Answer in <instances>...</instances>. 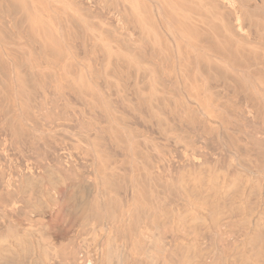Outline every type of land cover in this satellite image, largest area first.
<instances>
[{
	"label": "bare ground",
	"instance_id": "6f19581e",
	"mask_svg": "<svg viewBox=\"0 0 264 264\" xmlns=\"http://www.w3.org/2000/svg\"><path fill=\"white\" fill-rule=\"evenodd\" d=\"M22 1L33 4V15L27 11L31 13V34L11 19L10 14H5L12 42L20 52L26 48L22 51L27 55L39 52L37 40L33 39H40L47 29L46 34L51 33L61 40H58L60 44L66 45L67 59L76 60L81 73L85 68L87 76L83 77L94 83L95 91L91 90L96 99L87 98L81 89L78 66H72L73 70L65 61L66 64H56L41 57L34 66L40 61L38 69L46 70L44 80L37 85L38 78L30 77L36 80L30 81L37 85L33 83V88L25 82L27 88L19 85L13 80L14 73L12 76L10 73L12 79L8 76L12 84L7 79L10 87L4 92L10 94L7 96L14 108L13 117L21 129L18 125H13L18 132L12 128L11 114L6 115L10 121L1 119L0 111V264H264L263 187L257 175L239 168L243 165L254 170L264 167V0H257V71L250 66H247L250 69L235 67L217 81H214L217 76L214 78L213 73V79L208 72L215 70L210 65L209 69L205 68L208 71L199 66L200 69L192 68L187 73L182 68L177 49L183 48L179 44L184 40L177 24L189 21L190 16L200 22L196 14L191 15L194 12L188 11L190 16L182 12L183 2L190 1L192 5L195 2L199 5L195 8H202V12L197 10L198 14L202 15L205 8L222 23L223 19L227 22L230 19L222 14L220 7L228 6L238 21L243 9L250 5L242 0H220L221 6L219 0H169L173 1L175 11L169 8L168 11L167 3L164 6L168 0H153L157 11L163 5V12L157 15L167 16L168 23L161 25L163 39L155 37L149 43L137 37L134 30L130 34L137 55L160 68L142 71L140 66V70V67L133 70L134 56L124 51L125 62L122 66L118 64L122 68L112 66L114 71L107 69L108 73L104 72V62L107 60L109 64L112 54L120 52L114 51V44H118L114 43L113 48L100 27L101 32H92L88 42L86 33L78 32L82 34L80 39L86 41L85 51L81 52L73 24L72 27L71 23L67 24V17L59 9L65 8L64 13L66 8L75 11L86 3L105 6L117 0H107V3L105 0H41L44 3L39 0L44 4L42 7L34 5L37 0ZM2 3L0 0V13ZM224 6L222 10L228 15L229 9ZM151 13L155 14L150 12V17ZM179 13L182 16L184 13V17ZM116 19L114 23L120 22ZM122 22L120 27L129 28L125 26L127 22ZM231 24L236 26L234 22ZM108 25L111 24L108 22ZM228 25L230 22L226 29ZM41 29L45 30L43 34ZM76 29L79 28L76 26ZM240 29H243L241 25L236 30L240 32ZM228 30L221 32L228 35V42L243 50L251 48L252 31H248L251 36L248 38L247 30L242 31L245 35ZM163 40L170 43L171 51H164ZM198 42L197 45L188 43V50L192 56L204 57L208 49L199 47ZM248 50L252 55V49ZM84 52L87 55L81 54ZM105 52L107 59H104ZM199 57V61L205 58L201 62L206 64L213 56L209 60L206 56ZM217 57L212 60L216 61ZM223 59L219 61L228 68L231 63ZM203 62L200 65H205ZM220 68L225 69L221 65ZM217 69L215 75L219 73V65ZM33 71L31 76L38 77L39 71ZM217 144L235 152L238 163L228 155L230 158L226 156L228 160H223V166L219 165L224 155L212 154L213 150L218 152ZM45 181L49 187H45ZM22 214L29 224L24 231L18 221ZM34 221L41 224L38 237L33 233ZM165 234H169L168 239Z\"/></svg>",
	"mask_w": 264,
	"mask_h": 264
},
{
	"label": "rangeland",
	"instance_id": "374dc122",
	"mask_svg": "<svg viewBox=\"0 0 264 264\" xmlns=\"http://www.w3.org/2000/svg\"><path fill=\"white\" fill-rule=\"evenodd\" d=\"M17 2H15V0L14 1H9V0H3V10L1 11V13H3V11H4V13L3 14H1L0 13V107H1V112H2V116H1V119L3 118H5L6 120H8V121H10V118H8V116L9 117H13L14 116V108H13V105H12V103L10 102V94H9V92H7L9 95V97L7 96V93H5L6 91H5V88H9L10 87V84H9V86H8V80L7 79H9V83H11L12 84V82L10 81V78L12 79V77H10V73H11V76L13 75L12 73H14L15 74V76L13 75V80H16L17 81V83L19 84V85H21V86H23V87H25V88H27V86H28V84L27 83H29V86L28 87H30V88H33V87H31V86H33L32 84L34 83V82H36V80H37V85L38 84H40V83H42V80H44V76H43V73H45L46 72V70L45 69H43V68H41V69H38V66H39V63H40V61H39V63H38V66H34V64H36L37 63V61L38 60H41V57H43L42 58V60L44 61V58L45 59H47L48 60V62H49V59H50V62L51 63H59V64H66L67 62L68 63H70V64H66V65H69L71 68H72V66H73V68H74V66H78L77 65V62H76V60H72L71 58L69 59H67V57H66V54H67V52H66V50L67 49H65V44H63V43H61L60 44V42H61V40L60 39H58V37H55V36H53L51 33H48V34H46L47 33V29H45L46 30V32H45V30H42L41 32H42V34H43V31L45 32V34H43L42 36H40L41 38L40 39H33V40H37L36 42L38 43L37 45V48H38V51L40 52H28V55H27V52H25V51H22V50H25V49H21V52H20V49L16 46V44H15V42L13 43L12 41H13V39H12V34L10 33L11 32V30H10V28L8 29V22L6 21V15H8V14H10V15H8L11 19H13L14 21H16L19 25L21 24L22 25V28L23 29H25L27 32H29L30 34H31V32H30V27H31V13H32V15H33V4H31L30 2L28 3V2H23L22 0H20L21 2H19L18 0H16ZM41 1V0H40ZM39 0H37V2H35V4L34 5H36V7H38L39 5L42 7L44 4H42V3H44V1H41L40 2ZM107 0H105L104 2H106ZM112 1H114V0H112ZM119 1V4H117V6H116V3ZM122 1H124V0H117V1H115V3H112V2H110L109 4L107 3V2H109V1H107L106 3V7L105 6H94V5H92V4H89L88 3V5H87V3L86 4H84V6L82 5L81 7H79L80 9H76L75 11L73 10V9H70V10H68V8H66V10L64 11V13H63V10L65 9V8H63V10L60 8L59 10H60V14L61 15H63V16H66V17H64V18H66V20L68 19V21H66L67 22V24L69 25L70 23V25H71V27H72V24H73V31L76 33L77 32V41H78V44L80 45V47H81V52H83V51H85V46L83 47V43H85L86 41L88 42V38L91 36V33L92 32H98V33H100L101 32V29H99L100 27L101 28H103L102 30H104V31H102L101 33H103V35L105 36L106 35V37H107V39L112 43V47H113V44L114 43H116V44H118V45H115L114 44V51L115 52H117L116 51V49L117 50H120V52L118 51L117 53L118 54H112V60H110V62L112 61V63L110 64V62H109V64H107V60H106V62H104V63H106V65H103V64H101V65H103L104 66V72H106L107 71V69H109L108 71H110V69H113V67L112 66H114V69H118V68H122V67H120L118 64H121V66H122V63H124L125 62V59H124V54H125V52H128L129 54H132L133 56H134V60H133V62H132V64H131V68L133 69V70H137L140 66L142 67V69H141V67L139 68V70L141 69L142 71L143 70H145L146 69V71H156L157 69H159L160 68V66L159 65H157V64H155V63H153L152 61H146L145 59H143L142 57H139L138 55H137V53H136V51H135V45L133 44V39H132V36H131V32L133 31L134 33H135V35L137 36V37H139V38H141V39H144L145 41L146 40H148L147 42H149V43H151L153 40H154V38L155 37H159V38H161V39H163V37H162V35L164 34V30L162 29V26H163V24L166 22V23H168L167 22V16L165 17V15H164V13L163 14H161V16H162V18L159 16V15H157V13H159L160 11H162L163 10V5L161 6L162 7V9L161 10H158L157 11V3L155 2V1H153V0H147V1H145V0H140V1H137L136 0V2H133L132 0H125L124 2H122ZM165 1V0H164ZM216 1H218V0H216ZM220 1V0H219ZM244 3H246V4H250L249 6H247L246 8H244L243 9V11L241 12V17H240V19H242V23H244L245 25L243 26V24L242 23H239L240 22V19L237 21V18L235 17V13L234 12H231L232 10L228 7V6H224L226 9H229L228 10V12L229 13H231V14H229L228 13V15H227V11H225V12H223V6L222 7H220V9L219 10H221V12H222V14H224V15H226L225 17H227L228 19H230L228 22H227V20H224L223 19V21H222V23H221V20L219 21L218 19H216L213 15H212V13H208V11L205 9V8H203V13H202V15H200L201 14V12H202V8H195L196 6H197V4L195 5V2H194V5H192L193 3H191L190 1H187V2H189L188 4H187V2L186 1H184L183 2V8H182V12H185V13H187L188 11H191V12H194V13H192L191 15H193L194 16V14H196L195 16H196V18L198 19V20H200V22H197V20H195V17H194V19L192 20V16H190L189 14H190V12L189 13H187V15H189L190 17H189V21H187L188 23H187V26H184L183 24L185 23V25H186V21L184 20V22H181L180 24H177V23H175L176 22V20H174V22L173 23H175V24H177L178 25V27H179V34H181V37H182V39L184 40V42L182 43V45L180 46V44H179V47H183V48H178L177 49V51H178V54H179V59H180V63H182V68L188 73L189 71L190 72H192L193 70L195 71L196 69H205V68H207V69H209L208 68V66L209 67H211L212 66V68H214L215 70H214V72H213V69L211 70V69H209V71L207 70V69H205L206 71H208L210 74H211V76L213 75V73H214V78H213V76H212V78L214 79V81L217 79V80H219V78L220 77H222L223 75H226L228 72V69H229V71L232 69V68H240V67H242V69H244V68H246V69H250L251 68V70L252 69H255V71H257L256 70V68L255 67H257V37H256V33H257V28L255 29V27L257 26V0H242ZM14 2V3H13ZM18 2L20 3V4H18ZM127 2L129 3V4H127ZM130 2H132V4L130 3ZM168 2H169V4H168ZM171 2V3H170ZM221 2V1H220ZM219 2V3H220ZM4 3H7V4H4ZM22 3V4H21ZM37 3V4H36ZM40 3V4H39ZM153 3V4H152ZM167 3V5H166V7H167V10H168V8H169V10H173V11H175V5H173V1H165V3H164V6H165V4ZM262 3V2H261ZM25 4H27L26 6H24ZM29 4H30V6H29ZM105 3H103V5H104ZM110 4H112V5H110ZM146 4H150L149 6H150V8H149V6H147ZM163 4V3H162ZM185 4H187V5H192V7H194L193 9L191 8V6H189V7H187ZM223 3L221 2V4H220V6L222 5ZM4 5H6V6H4ZM23 7H22V6ZM38 5V6H37ZM87 5V6H86ZM119 5V6H118ZM123 5V6H122ZM125 5H127L128 7H130V8H125L124 6ZM147 6V7H145V6ZM173 5V6H172ZM87 8H86V7ZM120 6H122V7H120ZM153 6V7H152ZM252 6V7H251ZM124 7V8H123ZM134 7V8H133ZM165 7V8H166ZM197 7H199V5L197 6ZM26 8V9H25ZM86 8V9H85ZM135 8H137V9H135ZM140 8H142V10H140ZM148 8H149V10H151L150 12H155V14L154 15H156L155 17H157L156 19H155V17H154V15L151 13V17H150V12H148ZM5 9V10H4ZM84 9V10H83ZM104 9V10H103ZM126 11H125V10ZM132 11H131V10ZM134 9H135V11H134ZM198 9H200L201 10V12H200V10H199V14H198ZM8 10V11H7ZM62 10V11H61ZM89 10V11H88ZM128 10H130V12L131 13H133V14H131L130 12H128ZM139 10H140V12H139ZM153 10V11H152ZM154 10H156V11H154ZM168 10V11H169ZM185 10H187V11H185ZM31 12V13H28V12ZM66 11H71V13H73V15H69V14H71V13H69L68 14V12H66ZM75 13H74V12ZM84 12V13H82V14H80L81 12ZM91 11H94V13L93 12H91ZM96 11V12H95ZM114 11V12H113ZM125 13H124V12ZM195 11H197V12H195ZM9 12V13H8ZM66 12V13H65ZM99 12V13H98ZM117 12H119V13H117ZM128 12V13H127ZM137 12H139L138 14H137ZM143 14H142V13ZM145 12V13H144ZM163 12V11H162ZM204 12H207V14L206 13H204ZM244 12H246V13H244ZM96 13V14H95ZM98 13V14H97ZM124 13V14H123ZM161 13V12H160ZM6 14V15H5ZM68 14V15H67ZM77 14H79L80 15V17L77 15ZM103 16H101V15ZM117 14H119L117 17H116V15ZM121 14H122V16H121ZM136 16H135V15ZM149 16H148V15ZM209 14V16H207ZM139 15V17H137ZM141 15V16H140ZM144 15V16H143ZM179 15H181L182 16V13H179ZM200 15V16H199ZM231 15H233L232 17H230ZM244 15V16H243ZM247 15V16H246ZM78 18H77V17ZM101 16V17H100ZM104 16L105 17H107V18H110V19H107V20H109V21H107V20H105V18H104ZM116 18H118L119 20H120V22L121 21H124V22H122L123 24L125 23V22H127L126 24H125V26H129V28H127V30H125L126 28H122V27H120V26H122V24H119L120 22L119 21H116L115 23H114V21H115V17ZM146 16V17H145ZM161 18L160 20H159V17ZM229 16V17H228ZM242 16L244 17V18H242ZM13 17V18H12ZM111 17H113V18H115V19H112ZM133 18V19H131V18ZM145 17V18H144ZM149 17H150V19H149ZM152 17L154 18V21H153V19H152ZM182 17H184V13H183V16ZM208 17H210V18H212L213 20L211 21V19L209 18L208 19ZM224 17V18H225ZM234 17V18H233ZM15 18V19H14ZM104 18V19H103ZM121 18L123 19V20H121ZM138 18V19H137ZM143 18V19H142ZM201 18V19H200ZM202 18H203V20H205L206 18V20L207 21H202ZM205 18V19H204ZM226 18V19H227ZM111 19H112V21H111ZM118 19H116V20H118ZM134 20V22L133 21H131V20ZM142 19V20H141ZM215 19V20H214ZM235 19H236V21H235ZM19 20V21H18ZM105 20V21H104ZM155 20H158L157 22L155 21ZM183 20V19H182ZM234 20V21H233ZM102 21H104V22H102ZM138 21V22H137ZM159 21H161L160 22V24H159ZM181 20H179V22H180ZM196 21V22H195ZM219 22V23H217L218 25H216V23L215 22ZM22 22H23V24H24V26H23V24H22ZM106 22H107V24H106ZM108 22H109V24H111V25H108ZM131 22V23H130ZM140 22V23H139ZM152 22V23H151ZM156 22V23H155ZM178 22V23H179ZM204 22V23H203ZM230 22V26H232L233 24H231V23H235V27H234V25H233V27L235 28H230V26H229V30L228 29H226L227 28V24ZM116 23H118V24H116ZM199 23V24H198ZM221 23V24H220ZM224 23H225V25H224ZM227 23V24H226ZM133 24V25H132ZM141 24V25H140ZM160 25V28H158V26ZM170 24H172V22L170 23ZM198 24V25H197ZM215 24V25H214ZM237 24H238V26H237ZM254 24V25H253ZM79 28V29H76V26ZM79 25V26H78ZM91 25V26H90ZM115 25V26H114ZM119 25V26H118ZM148 25V26H147ZM155 25H157V26H155ZM162 25V26H161ZM180 25V26H179ZM182 25V26H181ZM190 25V26H189ZM197 25V26H196ZM219 25H220V27H219ZM239 25H241L242 27H243V29L241 30L240 29V32L238 31L239 30ZM75 26V27H74ZM94 26H96V27H94ZM106 28H105V27ZM112 26V27H111ZM114 26V27H113ZM117 26V27H116ZM150 26V27H149ZM189 26V27H188ZM247 26H249L248 27V29H246L247 28ZM251 26H252V28H251ZM70 27V26H69ZM82 27V28H81ZM222 27V28H221ZM224 27H225V29H224ZM75 28V29H74ZM97 28V29H96ZM116 28V29H115ZM144 28V29H143ZM149 28V29H148ZM154 28V29H153ZM238 28V30H236ZM50 29V28H49ZM128 29L130 30V31H128ZM151 29H152V32H151ZM156 29V30H155ZM222 29H224L225 30V32L227 33V30L228 31H231L232 33H235L236 31H237V33H241V35H245V33L247 34V36L246 37H248V38H250L251 36H248V34L251 32L253 35V38H254V36H255V38L253 39L252 38V40L251 39H249V44H250V46H251V48H247V50H243L242 48L240 49V48H238L236 45H233L232 43H230V42H228V35H226V34H224L225 32H224V30L223 31H221V32H224V33H221L220 32V30H222ZM231 29V30H230ZM251 29V30H250ZM10 30V31H9ZM76 30V31H75ZM78 30V31H77ZM81 30V31H80ZM155 32H154V31ZM163 32H162V31ZM234 30H236V31H234ZM247 30V32H245V33H242V31L244 32V31H246ZM85 31V32H84ZM86 31H88L89 32V35L87 34V32ZM120 31H121V34H120ZM137 31V32H136ZM248 31H250V32H248ZM41 32H40V34H41ZM50 32V31H49ZM78 32H80V33H82L83 35L85 34V36H86V41L85 42H83L84 41V39L85 38H83V40H82V38L80 39V37L82 36V34L79 36L78 35ZM84 32V33H83ZM157 32V33H156ZM255 34H254V33ZM118 33L120 34V35H118ZM140 33V34H139ZM152 34V35H150V34ZM155 33H156V35H155ZM159 33V35H157ZM51 34V35H50ZM126 34H128V36L126 35ZM139 34V35H138ZM146 34V35H145ZM220 34H223L224 36L226 35V39L224 38V36L223 35H220ZM48 35V36H47ZM50 35V36H49ZM85 36H83V37H85ZM144 36V37H143ZM161 36V37H160ZM184 36V37H183ZM31 37V36H30ZM42 37L44 38V40L42 39ZM47 37V38H46ZM184 38H186V39H184ZM131 41H130V40ZM153 39V40H152ZM58 40H60V42H58ZM195 43H194V42ZM200 43H199V42ZM224 41V42H223ZM126 42V43H125ZM129 42H130V44H129ZM163 43H162V45H163V48H164V51H171V49H172V47H171V45H170V43L167 41V42H165L164 40L162 41ZM199 43L198 45H199V47H201V48H204L205 50H207V54L205 55L206 57H212V59H214L215 60V57L216 56H220V57H222V58H216V61H213L212 59H211V62H212V64H210L209 63V59H210V57L209 58H206L207 60H209V61H207V63H208V65H206L205 64V62H203V64H205L206 65V67H204L205 65H200V64H202V62H201V60H205V56L203 57V55H202V57L204 58V59H201L202 57H199V56H192L191 54V52H190V50H188V43H190V44H195V45H197L196 43ZM227 44H226V43ZM88 43H86V45H87ZM168 44H169V48H168ZM183 44H185V47H184V45ZM226 44V45H225ZM202 45V46H201ZM83 47V48H82ZM39 48H40V50H39ZM166 48V49H165ZM207 48V49H206ZM220 49V50H219ZM241 51H240V50ZM248 49H252L251 50V52H252V55H251V53H250V50H248ZM18 50H19V52L20 53H18ZM32 50H34V49H32ZM83 50V51H82ZM128 50V51H127ZM183 50H187V51H183ZM217 50H218V52H217ZM17 51V52H16ZM27 51V50H26ZM35 51V50H34ZM125 51V52H124ZM132 51V52H131ZM183 51V52H182ZM256 51V52H255ZM66 52V53H65ZM87 52V51H86ZM131 52V53H130ZM208 52L209 53H212V55L211 54H209L208 55ZM256 54H254V53ZM16 53H18V54H16ZM26 53V54H25ZM188 53V54H187ZM250 54V56H249V54ZM10 54H12V56L11 57H13L12 59H11V57H10ZM13 54L16 56V59L14 58V56H13ZM81 54H85V52L84 53H81ZM105 56H104V59H107L106 58V56L108 57V55H107V53L105 52ZM199 54H201V53H199ZM214 54V55H213ZM83 55L82 56H80L79 55V58H82L83 57ZM85 55H87V53L85 54ZM84 55V56H85ZM120 55V56H119ZM186 55H187V57H186ZM194 58H196V59H193L191 56ZM221 55H223V56H227V58H228V60H231V65L232 66H234V67H231V65L229 64V62L227 61V60H225L226 58L225 57H223V56H221ZM68 56V55H67ZM138 56V57H137ZM181 56V57H180ZM193 59H191L190 57ZM201 56V55H200ZM30 57V58H29ZM199 57V59H201L200 61L197 59ZM40 58V59H39ZM84 58V57H83ZM82 58V59H83ZM184 58V59H183ZM188 58V59H187ZM223 58H225V59H223ZM230 58V59H229ZM256 58V59H255ZM111 59V58H110ZM117 59V60H116ZM181 59H183V60H181ZM185 59H187V60H189L188 62H187V60L185 61ZM220 59H223V60H225L226 61V63L227 64H229L227 67L228 68H226V65H224L223 63H221L219 60ZM252 59H254V60H252ZM15 60V61H14ZM30 60H32V61H30ZM46 60V61H47ZM56 60V61H55ZM68 60V61H67ZM70 60L71 61H73V62H75L74 64H73V62H72V64H71V62H70ZM122 62H121V61ZM123 60H124V62H123ZM251 60V61H250ZM31 63H30V62ZM53 61V62H52ZM66 63H65V62ZM87 61L88 60H86V61H84V62H86L87 63ZM105 61V60H104ZM119 61V62H118ZM218 61H219V63H218ZM250 61V64H248V62ZM255 61V62H254ZM32 62H34V63H32ZM115 62V63H114ZM121 62V63H120ZM137 62H141L142 64L140 65L139 63H137ZM185 62H186V66H185ZM197 62H200V63H197L198 65H196V63ZM213 62H215V63H213ZM232 62H234V64L232 63ZM251 62H254L255 64H253V63H251ZM133 63L135 64V67L136 68H134V65H133ZM216 63H218V65H219V73H221V74H219L218 72H217V74L218 75H215V71H216V69L218 68V65H216ZM238 63H240V64H238ZM31 64H32V66H31ZM115 64V65H114ZM116 64L118 65V66H116ZM192 64V65H191ZM193 64H194V66H193ZM247 64V65H246ZM251 64H253L252 65V67H251ZM37 65V64H36ZM132 65H133V67H132ZM146 65V66H145ZM189 65H190V67H189ZM195 65H196V67H195ZM214 65H216V66H214ZM220 65H221V67L222 68H225L224 70L222 69L221 70V68H220ZM223 65H224V67H223ZM238 65H240V66H238ZM255 65V66H254ZM33 66L34 67H36V68H33ZM144 66H145V68H144ZM199 66H201L200 68H198ZM214 66V67H213ZM230 66V67H229ZM247 66H250V68H247ZM81 67V66H80ZM79 66L77 67V69L79 68V70L81 69ZM110 67V68H109ZM112 67V68H111ZM115 67H117V68H115ZM124 67V66H123ZM138 67V68H137ZM148 68V70H147V68ZM155 67V68H154ZM194 67H195V69H194ZM203 67V68H202ZM217 67V68H216ZM67 68H69V67H67ZM72 68V69H73ZM76 68V67H75ZM100 68L102 69V67L100 66ZM192 68H193V70H192ZM30 69V70H29ZM33 69L35 70L36 69V71L38 72L39 71V74H38V77H37V75H33L32 74V76H31V74H30V72H32L33 71ZM76 69V70H77ZM114 69H113V71H114ZM192 71H191V70ZM15 70H16V72H15ZM20 70V71H19ZM32 70V71H31ZM44 70H45V72H44ZM71 70V69H70ZM73 70H75V69H73ZM72 70V71H73ZM78 70V71H79ZM85 68H83V70H82V72H84V73H81V70L78 72L77 71V73L79 74L80 73V79H79V84H80V86H81V89L85 92L84 94H85V96H86V94H87V98H89V99H91V100H95L96 99V97L94 96V94H95V90L93 89V88H95V87H93V85H94V83L92 82V81H88V80H90V79H88L87 77H83L84 75L85 76H87L86 74H85ZM106 70V71H105ZM218 70V69H217ZM13 71V72H12ZM35 71V72H36ZM102 71H103V69H102ZM108 71H107V73H108ZM112 70L110 71V72H113ZM254 71V70H253ZM22 74H21V73ZM24 72L25 73H27V74H24ZM41 72V73H40ZM33 73H34V71H33ZM18 74V75H17ZM20 74H21V78L19 79V77L18 76H20ZM30 74V75H29ZM40 74H42V79L40 78ZM40 75V76H39ZM10 78H9V77ZM7 77V78H6ZM18 77V78H17ZM29 77V78H28ZM30 77L32 78V77H36V78H38V79H36L35 80V78L34 79H30ZM224 77V76H223ZM221 78V79H224V78ZM83 78H85V80L83 79ZM86 78H87V80H86ZM22 80H23V83H22ZM31 80H33L32 82V84H30V81ZM216 80V81H217ZM28 81V82H27ZM41 81V82H40ZM86 81V82H85ZM27 84V86H24V85H26L25 83ZM89 84H88V83ZM92 82V83H91ZM86 83V84H85ZM35 83H34V86L36 87L37 86ZM84 85H86V86H88L87 88H86V86L84 87ZM11 88H12V85H11ZM9 89V90H11L12 91V89ZM91 88L94 90H91ZM87 89L88 90H91V91H87ZM8 89H7V91H9ZM2 91V92H1ZM5 91V92H4ZM4 93V94H3ZM11 93V92H10ZM93 95H92V94ZM2 94L3 95H6L5 96V98H4V96H2ZM88 94H91L92 95V97H90L91 95H89L88 96ZM7 97V98H6ZM93 97H95L94 99H93ZM4 100H7L8 101V104H7V101H6V103H4ZM9 103L11 104V105H9ZM10 106H12V108H10ZM6 107H8L9 109H7ZM6 110V111H5ZM8 112H10V113H8ZM6 115H8V116H6ZM15 117V116H14ZM12 118L11 120H12V124H11V126H12V128L14 129V130H16L17 131V128L16 127H14L15 125H18L17 127H18V129H21V128H19L20 126H19V123H18V120H17V123H16V121H15V118ZM8 118V119H7ZM14 121H15V123H14ZM11 123V122H10ZM14 125V126H13ZM20 131V130H19ZM22 131H23V129L20 131V133H22ZM18 132V131H17ZM26 132V131H25ZM27 134V133H26ZM221 145V144H220ZM218 148H216L215 150H218V152L220 153L221 152V150L222 151H225V152H223V153H218L217 151H214L213 150V152H212V154H214L215 156H219V157H222L223 155V157H225L224 159H223V157H222V161L221 162H219L218 164L219 165H222L223 166V164H224V162H223V160L224 161H227L228 159V155H230V157H231V159L232 160H234L235 162H236V164L238 163V161L237 160H239V158H238V156H235V152H229V150L227 151V147L225 146V149L226 150H224V148H223V146L221 145V146H219L218 144L216 145ZM220 150V151H219ZM211 154V153H210ZM234 156H233V155ZM226 156H228L227 158H226ZM229 157V158H230ZM236 157V158H235ZM225 159H227V160H225ZM245 159V158H244ZM219 160H221L220 158H219ZM247 161V160H246ZM247 162H249V161H247ZM246 164H248V163H246ZM238 166H239V164H238ZM239 168H245V170H247L248 172H250V173H252V174H254V175H257V178L259 179V181H260V183H261V185H262V187H263V198L262 199H264V167H262V168H257V170L255 169H251L248 165H243L242 167H239ZM246 168H248V169H250V170H248V169H246ZM256 173H254V172ZM262 173V174H261ZM263 178V179H262ZM45 187H49V184H48V182L47 181H45ZM263 203H264V201H263ZM22 216H24L25 217V215L24 214H22V215H20L19 216V219H18V221L19 222H21V227H20V229H21V231H24V230H26L29 226H27L26 224H28V221L24 218V217H22ZM24 220H23V219ZM26 220V221H25ZM23 222H27V223H23ZM37 223V224H36ZM34 226H35V228L34 229H36V231L35 230H33V233L38 237V235L37 234H39L38 232H37V230H39V228H40V226H41V224H40V222L39 221H37V222H33L32 223ZM36 224V225H35ZM29 225V224H28ZM38 225V226H37ZM26 227V228H25ZM164 228V227H163ZM0 230H1V228H0ZM164 230H166V228L164 229ZM211 230H213V229H211ZM167 237V239H168V237H169V234H165ZM80 238L78 237V239H76L75 241H74V245L76 246L77 244V242H79L78 240H79ZM88 258V257H87ZM89 264H90V262H89Z\"/></svg>",
	"mask_w": 264,
	"mask_h": 264
}]
</instances>
